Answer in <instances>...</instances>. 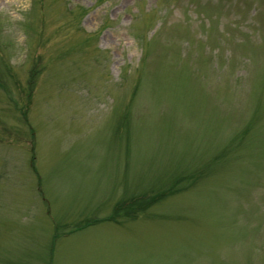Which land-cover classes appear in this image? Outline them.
Wrapping results in <instances>:
<instances>
[{"label": "rangeland", "instance_id": "obj_1", "mask_svg": "<svg viewBox=\"0 0 264 264\" xmlns=\"http://www.w3.org/2000/svg\"><path fill=\"white\" fill-rule=\"evenodd\" d=\"M0 264H264V0H0Z\"/></svg>", "mask_w": 264, "mask_h": 264}, {"label": "trees", "instance_id": "obj_2", "mask_svg": "<svg viewBox=\"0 0 264 264\" xmlns=\"http://www.w3.org/2000/svg\"><path fill=\"white\" fill-rule=\"evenodd\" d=\"M82 9V8H81ZM164 193H159L158 195H152L151 197H149V198H147V199H145V200H143V203H140V202H137V203H135L136 202V200L138 199V198H133V199H131V201H130V206H129V209H128V213L131 211V207L132 206H134V205H137V208L138 207H144V206H146V205H148V204H150V203H152L156 198H157V196H159V195H163ZM143 197H145V196H143ZM139 200H141L142 201V199H141V197H139ZM124 210V211H126V206L124 205V206H118V207H116L115 208V210H114V213H117V212H119L120 210ZM127 212V211H126Z\"/></svg>", "mask_w": 264, "mask_h": 264}]
</instances>
